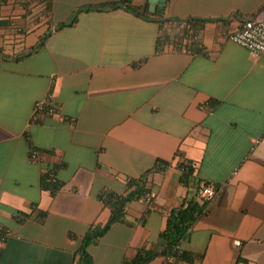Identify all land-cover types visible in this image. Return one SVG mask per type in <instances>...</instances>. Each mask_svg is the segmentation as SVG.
Returning a JSON list of instances; mask_svg holds the SVG:
<instances>
[{"label":"crops","instance_id":"crops-1","mask_svg":"<svg viewBox=\"0 0 264 264\" xmlns=\"http://www.w3.org/2000/svg\"><path fill=\"white\" fill-rule=\"evenodd\" d=\"M39 10L35 0L0 7V264H74L88 228L109 219L99 194H123L157 160L170 165L149 174L151 197L130 202L88 253L121 264L139 248L160 252L169 210L202 201L180 184L177 152L220 187L179 248L202 254L193 264H264V54L227 39L264 0H50ZM173 18L203 21L194 53L158 50L159 22ZM47 97L59 113L32 121ZM48 170L54 195L41 188Z\"/></svg>","mask_w":264,"mask_h":264},{"label":"trees","instance_id":"trees-1","mask_svg":"<svg viewBox=\"0 0 264 264\" xmlns=\"http://www.w3.org/2000/svg\"><path fill=\"white\" fill-rule=\"evenodd\" d=\"M36 5L40 7V13H46L50 6V0H35ZM5 0H0V7ZM127 9L133 13H137L136 9L127 6ZM180 19H162L159 22L161 29L162 24L169 25L171 30L174 29L176 22ZM197 31V26L203 21L197 19H187ZM159 41V40H158ZM157 41L156 44H159ZM198 46L191 48V53L196 51ZM175 167L181 172L179 182L183 186L194 185L197 189L201 184V180L194 174L195 168L191 161L185 159L179 152L176 153ZM170 164L157 160L152 169L146 171L137 179L129 178L125 183V191L123 194H115L113 192L104 190L99 194V199L105 207L110 209L109 219L104 224H94L90 226L82 237L80 245L74 251V264H93L88 253V247L95 244L113 225L117 222H124L126 219V207L130 202L138 201L144 198L151 192V185L148 181V176L151 173H161L166 170ZM53 171L48 170L44 172L41 177V188L47 190L51 195H54L58 189L56 180L53 181ZM207 184L208 182H204ZM209 203L205 201H197L194 197L183 200L178 206L169 210L165 226L159 233V239L164 243L160 252H155L145 248L137 249L135 255L131 258H124L121 264H147L158 256H163L169 264H193L199 262L202 254L192 253L181 250L179 248L182 241H184L196 220L208 211ZM19 222L27 219L30 215L20 214L16 216ZM39 215H37V218ZM41 218V217H40ZM3 232L0 233L3 237Z\"/></svg>","mask_w":264,"mask_h":264},{"label":"built area","instance_id":"built-area-1","mask_svg":"<svg viewBox=\"0 0 264 264\" xmlns=\"http://www.w3.org/2000/svg\"><path fill=\"white\" fill-rule=\"evenodd\" d=\"M264 13V12H263ZM258 14L248 19L242 20L238 28L227 35V39L243 48H245L252 59H257L264 54V14ZM158 50H170L182 54H192L191 48L199 45L201 36L187 19H180L176 22L173 30L166 23L162 24L160 29ZM42 113L46 116H55L59 113V106L50 98L38 101L34 104L31 120L36 121L37 115ZM37 151L31 150L29 159L36 161ZM53 177V181H55ZM220 187L214 184L201 183L197 191L198 197L207 203H210L219 192ZM146 199L151 197L147 194ZM3 237L1 238V240ZM236 246L240 245L239 241H235Z\"/></svg>","mask_w":264,"mask_h":264}]
</instances>
